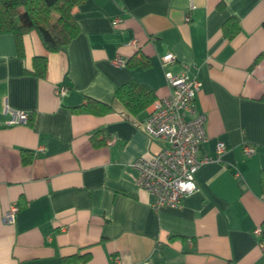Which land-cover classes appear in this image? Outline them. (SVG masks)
I'll return each instance as SVG.
<instances>
[{
	"label": "crops",
	"instance_id": "crops-1",
	"mask_svg": "<svg viewBox=\"0 0 264 264\" xmlns=\"http://www.w3.org/2000/svg\"><path fill=\"white\" fill-rule=\"evenodd\" d=\"M73 17L79 32L59 52L30 30L19 57L13 34L0 33V264H264L253 234L264 221V0H85ZM229 18L239 30L228 39ZM167 52L176 60L166 70L201 82L197 155L213 160L180 207L154 208L133 162L161 147L140 124L169 91ZM135 56L149 64H127ZM35 57L46 59L43 77L32 72ZM127 81L155 95L136 115L113 97ZM84 98L112 109L73 110ZM16 110L30 113L28 124H7Z\"/></svg>",
	"mask_w": 264,
	"mask_h": 264
},
{
	"label": "built area",
	"instance_id": "built-area-1",
	"mask_svg": "<svg viewBox=\"0 0 264 264\" xmlns=\"http://www.w3.org/2000/svg\"><path fill=\"white\" fill-rule=\"evenodd\" d=\"M188 19V17L186 18ZM116 20L113 21L115 23ZM173 53L167 52L160 58L161 67L168 86V93L156 98L140 128L150 139L161 143L160 149L150 156H140L133 162L138 175L136 184L149 193L153 198L154 208L163 206L180 207L182 200L197 190L195 174L198 168L213 159L199 158L198 151L206 140L204 125L206 116L196 110L195 99L201 89V82L188 74V70L174 74L166 70V66L175 62ZM116 64H125L126 60L120 56L114 59ZM64 86L56 89L58 95L65 91ZM8 108L6 107V110ZM30 113L24 110L10 111L8 125L29 122ZM113 139H108L111 144ZM225 149V144H216V154ZM243 152L250 154L251 148L243 146ZM18 205L11 204L2 219L12 224ZM258 239V246L264 250V238L261 227L253 229Z\"/></svg>",
	"mask_w": 264,
	"mask_h": 264
},
{
	"label": "trees",
	"instance_id": "trees-1",
	"mask_svg": "<svg viewBox=\"0 0 264 264\" xmlns=\"http://www.w3.org/2000/svg\"><path fill=\"white\" fill-rule=\"evenodd\" d=\"M85 0H0V33L9 32L14 36L15 48L19 57L23 56V35L34 30L43 46L51 52L65 50L69 42L79 32V27L73 17V9ZM239 30L235 18H229L223 24V33L229 39ZM127 64L145 67L149 64L147 58L133 57ZM46 59H33V73L43 77ZM114 99L132 115L140 113L155 99L154 92L146 85L135 81H127L115 88ZM264 101V95L261 98ZM112 109L111 105L84 98L73 110L103 115ZM93 133L91 139L94 146L101 143ZM23 163L29 162V157H23ZM261 188L264 193V173L261 174ZM261 235L264 238V221L261 224ZM86 260V257L84 259ZM75 260H64L63 264L74 263Z\"/></svg>",
	"mask_w": 264,
	"mask_h": 264
}]
</instances>
